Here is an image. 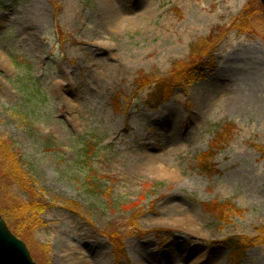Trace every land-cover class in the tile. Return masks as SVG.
Masks as SVG:
<instances>
[{"label":"rangeland","instance_id":"obj_1","mask_svg":"<svg viewBox=\"0 0 264 264\" xmlns=\"http://www.w3.org/2000/svg\"><path fill=\"white\" fill-rule=\"evenodd\" d=\"M113 1L151 17L119 29L103 0H0V140L30 181H0V199L31 205L28 219L10 216L17 235L39 264H55L64 240L84 264H264L261 0ZM210 53L214 70L157 108L148 87L136 93L135 78L183 72ZM252 90L260 101L244 106ZM232 100L243 105L230 110ZM231 234L256 241L236 262L217 242Z\"/></svg>","mask_w":264,"mask_h":264},{"label":"trees","instance_id":"obj_2","mask_svg":"<svg viewBox=\"0 0 264 264\" xmlns=\"http://www.w3.org/2000/svg\"><path fill=\"white\" fill-rule=\"evenodd\" d=\"M15 61L17 62L18 66L20 67L21 65L24 64V62H22L21 60H19L18 58L15 57ZM23 63V64H22ZM24 66V65H23ZM26 67H28V69L30 70V66L28 64H25ZM197 69V67L194 66V63L191 65V67L187 70H184L183 72H177L174 73L172 76H167V77H163L160 79H157L154 83H155V90L150 94V98L148 99V101H150V103L152 105H157L158 104V100H161L165 97H168L169 94L171 93V90L174 86V84L176 82H179L181 80H192L195 77V70ZM28 74H30V71H27ZM137 82L142 86L148 84L151 82V79L149 78H137ZM32 91L34 92L35 89L31 88ZM23 91H25L27 94H31V92H29L28 87H24L22 89ZM152 99H154V102H152ZM89 142H85V145L88 148L86 151V155L85 158L83 159V161H87L88 159L90 160L92 158V149L90 148ZM3 143L2 140H0V153H2V158H3V165L2 167L5 168L4 170L0 171V181H5V179H11L14 182H16V184L18 183L19 188L21 189H25L26 187H28L27 183L30 182L29 178L27 176V173L25 172V169L23 168L24 165H26V162L19 157V155L17 153H15L11 147H7L5 146L3 149ZM3 149V150H1ZM4 151V153H3ZM6 155V156H5ZM1 156V154H0ZM207 165H204V163L201 164V168L205 169ZM207 171L209 173L212 172L211 168L208 167ZM90 175H88L89 177ZM95 185V184H94ZM91 186H93V183L91 184ZM95 187H97L95 185ZM30 190H32L31 188H29ZM31 202H33L31 200ZM30 202H26L25 200L19 198L18 196H14V197H10V196H6L3 200L0 199V208H1V212L3 214V216L5 217V219L7 220L9 226L11 227V229H13V231L18 234L19 236H22V231L20 229H17L14 222L10 220V216L13 215L14 217V212H17L20 214V217L24 216V218L22 217L21 219L25 220V217L28 219V216H25V211H27V209L31 206ZM207 208H209L211 210V206H215L216 202H212L209 204H205ZM35 209V207H34ZM224 209V208H223ZM213 210V209H212ZM214 214L220 218V220H222L223 223L227 222V218H223L221 219L220 216H218L219 214H217V210H213ZM219 212H224V210L222 209H218ZM19 217V216H18ZM16 217V218H18ZM262 230V229H261ZM21 234V235H20ZM262 238V237H261ZM221 242L224 243H228L230 245H232L234 247V252H233V256L234 257H241L244 254V251L256 244L255 238H251L249 236L243 235V234H233L230 235L229 237H226L225 239L221 240Z\"/></svg>","mask_w":264,"mask_h":264},{"label":"bare ground","instance_id":"obj_3","mask_svg":"<svg viewBox=\"0 0 264 264\" xmlns=\"http://www.w3.org/2000/svg\"><path fill=\"white\" fill-rule=\"evenodd\" d=\"M103 5H104V11L102 12V17L104 16L105 22L106 23H112L117 28H126L127 23L128 24H138L141 21H144L145 19L151 17V14H134L129 15L128 12H125L127 10V7L122 6L121 4L113 1V0H103ZM0 64L1 65H7L8 66V59L7 57L1 55L0 53ZM253 92H250L248 95V98L246 99V105L244 106H249L252 102L254 103H259L260 100L258 96V91L257 90H252ZM239 102L240 105H243V101L241 102L240 100L237 101H229L228 106L230 107V110L235 107L236 103ZM237 106V105H236ZM62 252L58 256V259L55 260V264H84L80 257H77L75 255V248L71 245L69 240H64L62 241ZM140 261V260H138ZM142 262H138V264H141Z\"/></svg>","mask_w":264,"mask_h":264},{"label":"water","instance_id":"obj_4","mask_svg":"<svg viewBox=\"0 0 264 264\" xmlns=\"http://www.w3.org/2000/svg\"><path fill=\"white\" fill-rule=\"evenodd\" d=\"M264 14V0H261ZM0 264H38L25 242L8 226L0 212Z\"/></svg>","mask_w":264,"mask_h":264}]
</instances>
